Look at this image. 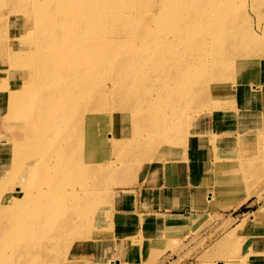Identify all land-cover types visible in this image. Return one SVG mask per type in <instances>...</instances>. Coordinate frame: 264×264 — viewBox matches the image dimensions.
Wrapping results in <instances>:
<instances>
[{
  "label": "rangeland",
  "instance_id": "1",
  "mask_svg": "<svg viewBox=\"0 0 264 264\" xmlns=\"http://www.w3.org/2000/svg\"><path fill=\"white\" fill-rule=\"evenodd\" d=\"M69 1L0 0V13H15L13 29L12 26L1 27V77L17 82L37 65L49 67L50 71L60 68L57 63L59 55L54 53L63 48L62 29L72 25L76 30L72 32L73 37L83 40V28L87 23L83 16L68 18L62 7ZM160 1L135 0L133 10H142L143 18H93L90 24L97 35L95 45L99 46L96 55L99 62L95 66L80 63L82 67L78 68L80 76L95 73L89 80L85 95L81 96L85 102L92 100L93 106L89 103L88 108L82 109L80 134L83 139L79 142V151L83 155L81 160L83 158L87 162V169L103 172L97 177L90 172L75 174L71 179L79 181V184L92 182L91 185L97 187L94 196L84 198L93 196L97 202L95 218L98 222L92 227L81 228L82 234L77 235L89 236L91 240L79 249L74 245L65 246L64 239L74 234L62 231L56 238L60 247L54 251L51 248L50 254L37 257L34 254L41 246L36 243L49 246L53 234L49 237L42 233L41 238L19 244L17 235L25 227L23 220L16 210L2 211L0 208V226L7 230L5 235H0V264H72L69 260L73 256L78 264H110L115 259L125 260L123 264H220L232 258L236 264H249L247 261L251 260L255 264H264L261 263L264 259V98L249 94L253 83L259 88L264 82V0H222L223 7L229 10L224 21L229 32L219 53L208 56L213 65L203 67L199 73L192 71V81L176 84V90L172 89L170 94H167V90L173 87L170 76L176 74V69L168 78L160 76L159 70L141 66L156 63L157 49L169 40H179L172 31L185 30L186 18L181 16L187 9L184 4L174 1V6L153 15L148 5L159 4ZM199 2H193L192 11L202 9ZM166 14L179 16L181 25L176 22L178 18H169ZM168 21H172L175 28L163 35L162 29ZM41 23L45 25L42 32L38 29ZM210 35L205 33L204 36ZM50 42L57 44V48L51 49L47 45ZM178 54L183 61H199L201 56L206 59L203 48H181ZM59 71L67 72L68 69ZM134 91L138 94L135 95ZM131 97L135 104H132ZM5 98L8 99L6 95L0 97V181L11 182L2 175L12 166L16 141L25 140V128L20 127L19 124L24 122L15 114H9V120L17 123L16 126L4 123L9 113L6 112L9 101H3ZM194 100L198 103V110L193 104L189 106ZM221 102H225L226 111L215 115L212 111L220 108ZM172 103L181 106L182 110L170 116L169 120L179 124L182 130L170 129V138H166L158 130L156 117L167 111ZM91 110L112 115L109 126H99L98 133L105 132L108 137L115 132L113 141L97 147L94 160L89 158L87 149L91 148V138L96 136L85 124L86 113ZM32 132L33 139L26 145L25 159L37 156L41 165L36 186L48 187L55 166L45 164L56 162L54 157L58 148L55 144L40 143L34 138L38 132ZM139 141L151 146H140ZM25 174L30 177L32 172ZM17 185L22 183L17 181ZM15 191L21 195L18 187ZM211 194L213 199L210 201L208 197ZM195 197L204 201L196 205ZM61 200L57 198L56 201ZM6 202L7 199L1 201L0 207ZM88 209L82 205V211L72 208L65 215L85 217ZM132 212L137 214L131 215ZM143 212H151L148 214L150 218ZM153 212H178L192 217L185 223L180 221L178 224L183 225L175 227L172 216L168 218L174 225H163L158 222L161 214L153 217ZM254 212L261 216L256 222H251ZM101 258L111 260L106 262Z\"/></svg>",
  "mask_w": 264,
  "mask_h": 264
},
{
  "label": "bare ground",
  "instance_id": "2",
  "mask_svg": "<svg viewBox=\"0 0 264 264\" xmlns=\"http://www.w3.org/2000/svg\"><path fill=\"white\" fill-rule=\"evenodd\" d=\"M174 1L176 2L178 1L177 3L184 4L185 9H187L184 13V16H181V18H186V20H184L185 30L183 32H178V33H177V30L172 31L178 36L179 40L177 41L169 40L167 43L159 47L157 49L158 50V60L156 61V63H154L153 65H142L141 66L142 68H148L150 70H153V69L159 70L160 76H165L168 78L170 76L171 71L173 69H176V74L174 76H170V79H173V82L171 83L173 87L167 90L169 91L167 92V94H170L171 90L175 89L176 84H182L183 82L190 83L192 81V77H191L192 71L199 73V71L200 72L202 71L203 67L207 68L209 64H212L208 56L210 54H213V55L215 54L214 56H216V54L219 53L218 51L220 50V47L222 43L224 42L223 39L226 37L227 33L229 32V29L226 28L224 24V21L227 19L225 18V16L227 15L229 10L228 8L223 7L224 2H222V0H198L200 1L199 3H202L203 5L202 9L199 11L191 10V8L194 6L193 2H198L197 0H162V2L160 1L159 4L155 3L152 5H148V8H149L148 10H150L153 15H157L158 14L157 12H161L162 10L166 8H170L174 6L173 4ZM142 5L143 4H141V6ZM134 6H135V0H129V1L127 0L126 1L125 0H89V1H84V2H81L79 0L69 1L62 7V10L64 11V13L68 15V18H79L80 16H83V18H86L85 21L87 23H86V27L83 28L84 29L83 30L84 31L83 40L80 37L78 38L75 36L73 37L72 32H75L76 30L74 31V28L72 27V25H70L67 29H62L63 31L62 33H64V42L62 44L63 48L62 50H59V52L54 53V55H59L57 57V63H59L58 67L60 68H57V70L52 69V71H50L49 67L44 68V66L39 67L37 65V67H33L32 68L33 70L31 69L27 74H23L20 80L17 79V82L9 81L8 78L0 76V97H3V96L5 97L6 95L8 99L6 100L5 98L3 101H9L8 102L9 106L7 107V110H6V112H9V113L6 115L4 123L5 124L7 123L6 125L9 124L8 126H11V127L16 126L17 123H13L12 121L9 120V114H15L16 118L18 117L19 120L24 122V123L21 122V124H19L20 127H22L23 130L25 128V130L23 131L25 140L16 141L17 146L13 149V152H12L13 154L12 166L11 167L9 166V169H7L6 172L2 175V178L12 180L13 183L12 181L6 182L3 179H1L0 181V198L3 197V199L0 200V202L3 201L4 199H7V202L5 203L7 207H4L5 205H3L0 208L2 211L16 210V212L20 215V218L23 220L25 227L19 232L21 234L17 235L19 244L24 243V242H29L30 239L33 240V239L41 238L43 236L42 233H46L47 236L49 237H50V234H53V238H52L53 241L51 242L49 246H47L46 243L45 245L44 243L42 245L36 243L37 246H41L39 249L36 250V253L34 252L35 253L34 255H36L37 257L41 256L42 254H50L49 252L54 251L55 248L60 247L59 245L61 244L56 238L62 231L63 232L69 231L74 234L73 237L64 239L63 243L65 244V246L74 245L78 247L77 249L84 247L83 244L89 243L91 239L88 238L89 236L82 237L83 236L82 235V236L77 237V235L82 234L81 228H85V227L87 228L88 226L92 227L94 226L96 222H98L97 219L95 218V214L97 212V209L95 207L97 206V202L95 201L94 198H92L94 196L93 192H95L97 187H95V184L91 185L92 182H88V184L87 183L79 184V181H76V180L72 181L71 179V177L75 174L80 175L82 173L90 172L92 176L97 177V175L100 176L101 172H103L102 170H95V168H91V170H89L90 168L87 169V166H85L87 162L85 163L83 161V158L81 160V157H83V155H81L79 151L80 150L79 142H82V139H83L82 135L80 134L81 133V123H82V109L88 108L87 104L89 103L90 105L92 104L91 106H93L92 100L90 102H85L84 97L81 98V96H83V94L85 95V90H86L87 85L89 84V80L91 79L93 75H95V73L91 72L87 74L86 76H80L78 74V68L81 66L80 63H85V64L95 66L97 62H99V59L96 57L97 51H99L98 50L99 46L97 47L95 45V41H96L95 39L97 35L94 32V30L91 29L92 27L90 25L92 20H94L93 18H143L144 13L142 14V10L141 12L139 10L135 12L133 10ZM103 8H104V11H102ZM166 15L169 16V18H178L176 19V22L181 25L182 19H179V16L177 17L176 14L175 15L166 14ZM14 17H15V13H11V12L8 14H3V12L0 13V35H1L2 26L5 25L9 28V26H12L14 24V20H13ZM233 23H235V21ZM165 25L166 26L162 29L163 35L165 32H168L169 30H172L173 28H175L172 21H168ZM43 27H45V25L41 23V25L38 26V29L41 30L42 32L44 29ZM12 29H13V26H12ZM205 33L211 34L210 37L204 36ZM125 41L128 42L127 38ZM80 44L83 46V48L80 46ZM47 45H49L51 49H53V47L57 48L58 46L57 44L53 42H50L49 44L47 43ZM181 48L191 49V50L203 48L206 59H202V56H201L200 58L201 60L199 61L197 60L183 61L182 59H180L181 57L178 54ZM111 58H114V57H111ZM72 65H75V66L73 67ZM59 69L61 71L68 69V71L60 72ZM95 70L97 71L96 68ZM183 71H186V72L182 73ZM251 89L253 90V91L251 90V92L249 93L251 96H254L255 94V97L256 95H258L257 97L260 98L261 93L264 96V85H263V90L260 89L261 91L260 90L256 91V87L254 85L251 86ZM93 90L95 89L93 88ZM105 94L106 93H104V95ZM134 94L137 95L138 94L137 91H134ZM137 99H138V96H137ZM130 100H132V104H135V101H133L132 97L130 98ZM176 101H177V98H176ZM221 103H222L221 104L222 106L220 108L213 109L212 112H214L215 115L226 111L225 102L224 103L221 102ZM192 104L198 110L199 106H198V103H195V100L193 102L190 101L189 106ZM156 106L158 107V104ZM181 108L182 107L178 106V104L172 103L171 107H169L167 111H162L160 116L156 117L158 128H160L158 130L161 131V134H163V137L170 138L169 136L170 129L179 130V131L182 130L181 129L182 127H180L179 124L169 120V117L176 115L180 111ZM246 111L248 112V110ZM106 113L105 112L98 113L92 110L86 113L87 117L85 120L86 121L85 124L87 125L88 129L92 131V134L96 136L94 138H91L90 140L91 148L88 147L87 149V154L89 158L93 160L96 158V152H95L96 149L111 142V140L113 139V136L115 135V132L113 133V136L109 132L111 136L109 134L108 137L106 135L107 133L105 132L104 134L98 133L100 131L98 130V127L99 126L101 127L102 125H104V127L107 128V126H109V121L112 119V115L110 116V113L108 114ZM106 116H108V118L106 119L101 118V117H106ZM73 118H75V121L72 122L71 120ZM33 130L34 131L36 130L38 132V134L34 137L37 139V141H39L40 143L46 142L48 145L55 144L56 147L58 148V151L54 157L56 162L53 163V165L48 164V163L45 164L47 166H50V165L55 166L54 171H52L54 175H52V180L50 181V184L48 187H45V186L37 187L36 186L37 177L38 175L40 176V165H41L40 164L41 161L38 158H36L37 156H32V157L30 156V158H32L30 160L25 159V156H27L26 145L29 143V141H31V138L33 139L32 137ZM13 132L17 133V131H13ZM99 134H101V136H99ZM11 140L14 141L15 139H11ZM3 144H6V143H3ZM139 144L140 146L146 145L145 147L151 146L150 144L143 142V141L142 142L139 141ZM40 149L42 151V147ZM28 171L32 172V174L29 175L30 177H28L27 174H25ZM104 171H107V170H104ZM119 176L120 175H118V178ZM17 181H20L22 185L18 186ZM114 181L116 182V179ZM9 185L12 187L9 188ZM17 187L19 188V191L21 192L19 194L21 195L16 194L15 190L17 189ZM7 188L9 191L7 190ZM9 192L12 195L7 196V193ZM90 195H93V196H91V198L89 199L84 198L85 196L90 197ZM57 198L58 199L61 198L62 200L56 201ZM195 198L197 199L196 202L194 201L196 205L199 202L204 201L203 199H200L201 197L199 198L195 197ZM208 199L209 200L213 199V194L210 195ZM82 205L85 206V208L89 207L88 209L89 212L85 215V217H79V216L73 217V216L65 215V214H68L72 208H78L79 211H82ZM151 215H153V217L157 216V214L155 213ZM259 216H261L259 213L254 212L251 222H256ZM148 218L150 217L148 216ZM170 220L171 219L168 218V216H166V218H162V220L158 222H161L163 225L164 224L171 225V226L174 225L173 223L169 222ZM113 227H114V224H113ZM5 233H7V230H5L2 226H0V235H3V234L5 235ZM98 235L100 234H97L96 236ZM1 237H5V236H1ZM263 242H264V239H263ZM33 257L35 259V256ZM70 258H72V256ZM73 259H76V258L73 256V258L70 259L69 261H72L73 262L72 264H78L76 263L78 260H73ZM101 260L107 262V260L110 261L111 258H107V259L101 258ZM235 261L236 260L233 258L225 259L224 262H220V264H236ZM22 262L20 261L19 263H22ZM122 262L124 263L125 260L115 259L110 264H123Z\"/></svg>",
  "mask_w": 264,
  "mask_h": 264
},
{
  "label": "crops",
  "instance_id": "3",
  "mask_svg": "<svg viewBox=\"0 0 264 264\" xmlns=\"http://www.w3.org/2000/svg\"><path fill=\"white\" fill-rule=\"evenodd\" d=\"M256 77H260V76H256ZM256 79H259V78H256ZM263 79H264V77H263ZM253 85L256 87L257 86V84L255 83H253ZM263 85H264V82H262V83H260V87L259 88H256V91H258V90H260V89H262L263 90ZM261 91V90H260ZM261 97H263L264 98V96H263V94L261 93ZM212 195V194H211ZM212 200V199H211ZM210 200V201H211ZM141 213V212H140ZM151 212H148V213H145V212H143L142 214H146V215H148V214H150ZM153 213H155V214H161L158 218L160 219V220H162V218H166V216H172V220L173 221H175V227L176 226H178V225H183V223H181V224H178L180 221H182V220H184V223L188 220V219H191V215H184L183 213H178V212H174V213H171V212H167V213H165V212H153ZM130 214V213H129ZM134 214H137L136 212H132L131 213V215H134ZM149 216V215H148ZM159 220V221H160ZM191 221V220H190ZM174 228V227H173ZM208 262H210V261H208ZM212 262V261H211ZM249 264H255V263H253L254 262V260L252 261H247ZM264 262V259L262 260V262L261 263H263Z\"/></svg>",
  "mask_w": 264,
  "mask_h": 264
}]
</instances>
